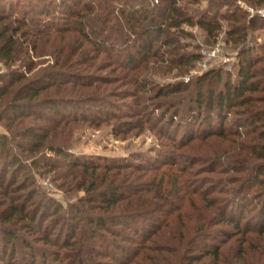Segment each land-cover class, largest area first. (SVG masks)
Segmentation results:
<instances>
[{
  "label": "trees",
  "instance_id": "trees-1",
  "mask_svg": "<svg viewBox=\"0 0 264 264\" xmlns=\"http://www.w3.org/2000/svg\"><path fill=\"white\" fill-rule=\"evenodd\" d=\"M182 1L51 0L47 4L46 0H0V62L12 65L24 57L29 59L36 54L43 56L48 46L52 48L51 55L55 59L52 66L39 69L32 78L27 75L34 69V63L29 60L22 62V67H26L24 71L13 69L0 75V109L10 105L12 111L8 127L24 125L27 118L41 123L52 122L48 131L42 124L31 125V131L24 134L29 150L37 155L43 149H49L66 158L67 170L59 176L64 183L62 187L69 189L76 183L81 185L80 188H86L87 200L92 206L86 208L84 205L80 208L74 205L69 212H65L63 205L53 198H49L45 205L41 200L35 201L40 194L39 190H31L32 184H28L27 179L17 184V174L25 172L27 166L17 154L11 152L10 136L1 133L0 163H4L1 183H6L7 172L14 171L8 188L14 189L21 196L18 202L11 204L15 214L9 220L15 215H21L34 224L39 215L37 210L44 209L48 219L60 217L61 223L66 222L72 239L80 228V221H87V237L92 235L97 243L108 242L110 246L113 245L114 250H106L109 252L107 257L115 262H122L121 258L124 257L127 262L120 264H130L140 252L135 253L136 248L123 244L137 242L127 234L126 229L138 235L140 226L133 228L134 221L155 225L153 217L158 221L161 215L169 214L163 207L186 199L192 203L198 196L203 209H213L214 214L209 219L204 216L205 222L191 229L190 235L175 231L171 238L163 239V244L152 246V251L168 254L164 258L165 264H200L206 258L211 259L213 264H251V258H246L251 254L250 250L257 255L256 252L263 248L261 243L255 245L252 236L245 239L249 251L242 253L240 259L243 262H231L227 257L224 258L222 247L237 240L239 234L264 235V43H252L249 39L251 31L264 29V21L250 18L247 12L237 7V0H209L210 6L202 11L189 9L182 5ZM245 1L254 6L264 5V0ZM223 22L227 24V44L238 51L236 77L232 71H228L224 78L221 74L224 72L213 69L197 78L195 83L179 82L159 88L156 98L166 100L157 110L162 107L166 110L157 116L156 122L164 123L163 133L165 126L172 127L180 114L179 107L186 99H178V96L190 91L194 84L195 90L189 94L186 110V113L191 114L189 125L198 124L204 116L208 124L205 136L229 140V149L218 148L204 156L182 153L184 148L194 149L191 143L196 139V131L189 130V133L182 136L187 139L179 142V131H176V135V132L163 135L173 145L171 154L174 158H171V162L162 161L158 165L144 166L136 161L102 163L69 159L67 145L71 139L67 124L71 123V119L79 120V115L62 113L60 105L93 103L96 106L100 101L96 99L98 94L104 95L107 92L100 83L112 85L116 80L101 78L95 72L109 68L112 71L120 70L118 81L135 86L131 96L135 98L136 106L147 110L155 106L143 105L152 100L144 96V92L149 89L145 73L149 71L150 65L161 63L179 69L192 66L201 59V54L186 51L189 45L182 43L183 38L193 35L184 26H198L209 39L215 40L223 30ZM102 55L104 59L98 65L97 60ZM213 80L222 88L217 90L211 84ZM6 97L8 105L4 104ZM44 107L50 109L53 119L37 115ZM232 114L233 123L228 136L224 124ZM140 115L137 113L129 117ZM82 117L86 121L89 119L87 116ZM215 117L220 120L218 131L212 124ZM114 118H118L117 115ZM62 123L64 126L61 128ZM146 124H152L154 129L157 126L152 116L146 121L124 120L119 123L122 132L135 129L142 132ZM197 139L205 141L206 137ZM134 159L143 161L139 157ZM197 163H202V167L209 166L202 170L203 173L225 175L221 185L207 186L208 181L201 184L195 177L197 170H194V166ZM44 165L46 168L51 166L50 163ZM166 166L171 168L163 170ZM57 168L61 166L53 163L51 169ZM129 169L136 175L127 173ZM160 172L153 178L147 177V173ZM79 177L82 179L80 182L77 180ZM155 187L157 193H162L158 198L149 196ZM251 187L257 189L253 195L249 192ZM211 193L218 194L219 198H210ZM253 198L258 201L257 204H254ZM21 201L23 204H19ZM237 203L238 214L234 206ZM30 204L36 206H33L32 212L27 209ZM97 210L104 214H95ZM249 210L251 213L258 211L259 222L255 224L254 219L246 218L243 227L242 220ZM116 224L122 225L125 230L118 229ZM224 226H232L235 232H227ZM142 232H150L145 224ZM4 234L0 243V264H19L13 260L19 240L23 241L22 245L27 251L22 250L24 256L21 264H42L37 262L40 255L44 264L47 263L48 252L39 250L27 239L23 240V236H18L9 227L5 228ZM118 237L123 242L117 240ZM219 237H223V240L214 246L210 247V243L202 245ZM146 239L150 242L149 236ZM74 245L68 241L65 247H73L77 253L76 264H90ZM92 249L96 254L97 248ZM119 253H122L121 258ZM131 254L135 256L130 257Z\"/></svg>",
  "mask_w": 264,
  "mask_h": 264
},
{
  "label": "rangeland",
  "instance_id": "rangeland-1",
  "mask_svg": "<svg viewBox=\"0 0 264 264\" xmlns=\"http://www.w3.org/2000/svg\"><path fill=\"white\" fill-rule=\"evenodd\" d=\"M46 1L47 4L51 2V0ZM239 1H242L246 6L252 7L256 10H264V5L254 6L250 5L245 0H237V7L247 12L248 14L249 12L246 10V7L239 6ZM182 5H185L189 9L199 11L207 9L210 6L209 0H183ZM259 19L264 21V18H261V16L259 17ZM57 22L59 21L57 20ZM41 25H43V23ZM222 25L223 30L215 40L209 39L203 32V30L198 26H184V28H186L193 35V37L183 38L182 43L185 45H189L186 51L200 53L201 59L195 62L192 66H188L186 68L187 70L185 68H172L166 64L162 65L161 63H158L157 65H155L152 63L150 65L149 71L145 73V77L149 83V89L144 92V96H148L147 98H152V100L143 103V105L148 104V106H155L150 107L147 110H142L140 107L136 106L135 98L131 96L132 94H134L136 87L133 85L124 84L122 83L123 81H118V79L121 77L120 70L112 71V68H109L95 72V74H97V76L101 78H110L111 80H116L114 83H112V85H103V83H100L104 89H107V92L105 93L106 95L98 94L99 96L96 99L100 101L97 102L96 106L93 103L81 105L79 103H66L60 105L62 113L66 112L68 115L72 116L79 115V120L74 121L71 119V123L67 124V132L70 133L71 139L67 145L69 148V159H79L86 161L90 160L89 162L102 163H131L136 161L144 166L158 165L159 162L162 161L171 162V158H174V155L171 154V152L173 151V145L170 143V140L163 135L165 134L168 136L176 131H179L177 137V140L179 142L183 139H187L183 138V135L189 133V130L196 131V139L191 143L193 144L194 149L189 150L188 148H184V150L181 151L182 153L188 152L191 155L204 156L205 154L210 153L209 151L218 148H222L223 150L227 148L229 149V140L221 139L217 136H205L207 135L205 132V128L208 124L206 121L207 119L204 118V116L200 119L203 122L204 120L206 121L204 124L202 123V121H200L196 125H189V117L191 116V114L186 113V110L188 109L189 94L194 92L195 90L194 84L191 86L190 91H188L187 93H182L178 96V99H186H184L185 102L183 103V105L179 107L180 114L178 116V119H175L174 125L172 127L165 126V130L163 133L162 127L164 123L158 124V120L156 122L157 116H159L166 110L165 107L157 110V108H160L161 104H163V102L166 100L156 98L159 88L165 85L176 84L179 82H184L185 84L195 83L197 78L203 76L206 72L213 69H217L219 70V72H224L221 73L224 78L227 77L225 73H228V71H232L234 73H232L234 78L236 77L238 51L231 44H227V24L223 22ZM249 39L252 40V43L256 42L259 44H263L264 29L251 31ZM220 40L224 43V55L210 61H206V59L204 58V52L213 50L217 45V42ZM51 52L52 48L48 46L47 51L43 56L36 54L34 55V57H30L29 59L24 57L21 61H18L12 65H5L3 62H0V75L6 74L8 71L13 69H21L22 71H24L26 67H22V62L29 60V62L32 61L34 63V69L27 74L28 77L32 78L39 69L50 67L55 63V59L54 57H52ZM103 59V55L100 56V58L97 60V64H101ZM60 79L62 80L63 78ZM212 82L213 83L211 84H213V86L217 90L222 88V85L217 84L216 81L213 80ZM205 96H207V93H205ZM5 100L6 101L4 104L8 105L7 97L5 98ZM78 106H80V109H78ZM49 110L50 109H46L44 107L37 112V115H42L47 119H53L54 117ZM137 113H141V115L129 117L132 114ZM115 115H117L118 118H114ZM11 116L12 111L10 105H4V107L0 109V134L3 133L10 136L12 140L9 145V147L11 148V152L17 154L21 161L27 166L25 172L17 174V184H22V182H26L27 179L28 184H32L30 188L31 190L33 188L39 190L40 194L37 195L35 201L41 200L43 205L49 202V198H53L56 201L60 202L61 205H63L65 212H69L74 205H77L80 208H82L84 205L86 206V208H92L87 200L88 192L86 191V188H80L81 185L79 186L76 183H74V186L69 189H66L68 187H62L61 184L64 183L59 176L61 172L67 170L65 168V166L68 164V160L66 158L57 155L49 149H43L41 153L37 155L32 154L29 150V143L27 139H25L24 134L27 131H31V125L40 126V124H42L44 128L47 129L52 125V122L47 121L45 123H41L39 121H33L32 118H27L24 122V125L18 127L17 124H15L13 125V127H8V125L10 124L9 122L11 121ZM82 116H87L89 119L87 121L83 120ZM150 116L153 117V123L157 124L155 129L153 128L152 124L144 125V130H142V132H140L138 129H135L133 131L125 130L122 132V129H120L119 123L124 120L146 121ZM166 119L168 120V117ZM219 123V118L215 117L212 124L213 128H215L216 131H218L219 129ZM232 123L233 114L224 124V128L226 129V133L228 134V136L229 132L231 131L230 127ZM63 126L64 125L62 123L61 128ZM48 130L50 129H47V131ZM176 134L177 132L175 133V135ZM203 137H206V139H204L205 141L197 139ZM134 157L142 158L143 161H138V159L135 160ZM47 163H50L51 166L46 168L44 164ZM53 163L57 166L60 165L61 168L52 170L51 168ZM192 164L193 162L191 161V166ZM202 166V163H197L194 166V170H197L195 176L196 178H198L197 180L201 181V184L207 183L208 181L207 186L221 185L220 183L222 182V180H224L223 176L225 175L220 173L211 175L203 173L202 170H205V168L207 169L209 166ZM170 168L171 166H166L163 170H169ZM3 170L4 163H0V185L2 184V186H0V243L1 239L5 235V228L9 227L10 229L16 231L18 236H23V240L27 239L39 250L42 249L44 252H48L46 264L77 263V253L75 252V250H73V247H71L70 249H67V247H65L68 241L70 243L73 242L76 244L74 245L75 248L79 249L78 251L80 252V255L86 258V260H88L90 264H95L94 262H101L102 264H120L123 262H127V258L122 257V253H119V258L122 257V262H115L114 259L107 257L109 252L106 250H114L113 245L110 246L108 242L107 244L97 243L92 235H90L89 238L87 237V221H84L85 223H82L80 221V228L76 230V236L74 239H72L70 238L71 230H69L66 222L61 223L59 221L60 217L48 219V213L45 212L44 209L37 210L39 211V215L37 221L34 224H32L31 220H26L21 215H15L12 220H9L11 218V215L15 214L13 213L11 204H13L14 202H18V198H20L21 196H18L17 192L14 191V189L8 188L10 180L15 174L14 171L7 172L6 183H1ZM124 173L125 171L122 172V175ZM127 173L136 175V173H133V170L131 169H129ZM161 173L162 172L147 173V177L153 178L154 175L158 176ZM77 180L80 182V180L82 179L79 177L77 178ZM156 190L157 187L153 189V192H151L149 196H156L158 198L162 193H157ZM256 190V187H251L249 189V192L251 195H253L255 194L254 192H256ZM209 196L210 198H216L219 195L216 193H211ZM221 196L226 197V195L224 194H222ZM195 198L196 201H192V203H190L186 199L184 201L179 200L171 206L167 205L163 207V210H168L169 214L161 215V219L158 221L157 219H155V217H153V221L155 220V225H150L149 223H145L143 221L141 222V224H139V222L135 223L134 221L133 228L140 226V233L138 235H136L135 232L127 231L126 229V232H128L127 234H129V236L132 237V239H135L137 242L134 244H130L131 242H125L123 244H125L127 247L132 245V248H136L135 253L140 252L136 256L134 254H131L130 257L135 256V258L134 262L130 264H165L164 258H166L168 254L154 252L152 251V246L158 247L159 245L163 244V239L171 238L172 233H174L175 231H177L178 233L190 235L189 233L191 229H194L197 225H201L205 222L204 216L209 219L215 212L213 209L204 210L203 204L201 203L198 196ZM252 200L254 204H257L258 201L255 198H253ZM19 204H23L22 201ZM194 204H196V206ZM33 206L30 204L28 205L27 209L31 210L32 212V210H34L32 209ZM234 206L238 214L237 208L239 207V204L237 203V205ZM177 208H179L178 212L176 211ZM250 210L248 212H245V218L241 223L243 227L247 222L246 218L254 219L253 221L255 224H258L259 222L260 214L258 213V211L251 213ZM95 214L102 215L104 213L97 210ZM144 224L147 227V230L151 233L142 232ZM116 226H118V229L123 228L122 225L116 224ZM122 230L125 229L123 228ZM224 230L230 233L235 232V229H233L232 226H224ZM32 232L34 233L31 234ZM146 236H149L150 242L147 239L145 240ZM250 236H252L255 240V245H259L261 243V245H263V248L260 251L256 252L257 255H255L254 252L250 250L251 254L247 255L246 258H251L249 261L251 262V264H264V235L259 236L257 234H247L243 236L242 234H239L237 236V240H232L222 247L223 257H227L229 260H231V262H243L240 257L242 256V253L246 254V252L249 251V247L245 239ZM48 239L51 240V242H49ZM117 240L123 242V239L121 237H118ZM221 240H223V237H219L216 240L209 241L208 243H202V245L210 243L211 247L215 244H218ZM22 244L23 241L19 240L17 243V253L15 254V258L13 259L14 262L19 264L23 262L24 253H22V250L24 252H27ZM103 244H105V246ZM92 248H97L96 254L93 253ZM10 251L11 249H9V253ZM253 254L254 256L252 257ZM162 256L164 257L161 259ZM37 262H42V264H44L42 255L37 257ZM202 262L213 264V261L209 258L204 259Z\"/></svg>",
  "mask_w": 264,
  "mask_h": 264
},
{
  "label": "built area",
  "instance_id": "built-area-1",
  "mask_svg": "<svg viewBox=\"0 0 264 264\" xmlns=\"http://www.w3.org/2000/svg\"><path fill=\"white\" fill-rule=\"evenodd\" d=\"M155 2L159 3V0H155ZM238 4L241 7H246V10L249 12L250 18H259L260 16H261V18H264V10H256L252 7L246 6L245 3H243L242 1H239ZM258 15H260V16H258ZM204 55H205L204 58L206 59V61H210L212 59L223 56L224 55V43H223V41H221V40L218 41L217 45L214 47V49L211 51H205Z\"/></svg>",
  "mask_w": 264,
  "mask_h": 264
}]
</instances>
